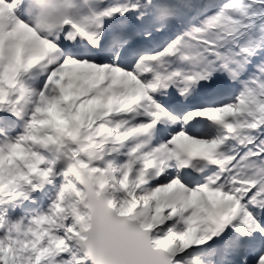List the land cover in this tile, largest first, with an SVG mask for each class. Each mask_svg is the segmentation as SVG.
<instances>
[{"label":"snow or ice","instance_id":"snow-or-ice-1","mask_svg":"<svg viewBox=\"0 0 264 264\" xmlns=\"http://www.w3.org/2000/svg\"><path fill=\"white\" fill-rule=\"evenodd\" d=\"M0 264H264V0H0Z\"/></svg>","mask_w":264,"mask_h":264}]
</instances>
